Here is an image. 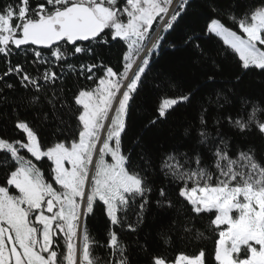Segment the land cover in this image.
<instances>
[{
	"label": "snow or ice",
	"instance_id": "obj_1",
	"mask_svg": "<svg viewBox=\"0 0 264 264\" xmlns=\"http://www.w3.org/2000/svg\"><path fill=\"white\" fill-rule=\"evenodd\" d=\"M172 32L179 39L167 46L191 53L205 83L220 78L224 87L213 89L215 100L212 93L198 98V84L148 77ZM213 37L222 45L213 47ZM121 42L126 48L112 66L101 53ZM18 53L23 62L13 65ZM0 56L6 64L0 109L12 106L0 119H11L22 134L0 136V264H132L130 245L114 228L137 233L154 209L174 212L169 228L179 225L189 239L207 238L200 229L191 235L195 221L207 217L205 231L218 232L217 264H264V97L249 99L239 87L246 76L264 81V0H0ZM9 76L31 94L4 95L17 91L4 83ZM149 80L154 90L173 94L144 127L166 121L181 104L194 107L198 124L184 129L185 136L196 134L191 145L148 153L136 137L122 150ZM230 97L240 100L239 110L225 109ZM20 106L35 110L39 123L21 118ZM136 147L139 163L132 159ZM98 209L109 222L103 241L87 224ZM158 235L171 243L163 229ZM135 245L146 264H205L204 250L171 261L138 239Z\"/></svg>",
	"mask_w": 264,
	"mask_h": 264
},
{
	"label": "trees",
	"instance_id": "obj_2",
	"mask_svg": "<svg viewBox=\"0 0 264 264\" xmlns=\"http://www.w3.org/2000/svg\"><path fill=\"white\" fill-rule=\"evenodd\" d=\"M2 2L15 3L16 0H2ZM35 2L36 0H33V5ZM201 23H203V21H201ZM224 23L226 26L233 28L229 21L224 20ZM158 26L159 21L154 22L151 36L155 33ZM233 30L236 29L233 28ZM179 35V32H172L168 35L167 40L164 42V46L160 50V54L154 57L155 62L152 64V71L148 73V77L151 78L159 73L162 77L167 76L178 81L182 87L185 88L198 84L200 86V97L198 98L207 99L208 94L212 93L211 98L212 100H215L213 89L224 87L220 78L217 79L216 84L205 83L202 78L204 69L193 63L194 57L191 53L179 47L172 50L167 46L168 41L178 40ZM211 44L213 47H219L222 45V41L219 40V38L213 37ZM121 47L126 48V45H123V42L120 44H114L110 50L102 52L101 55L106 62L110 63L112 66H117L119 64V58L122 55ZM23 59V56L19 53L11 57L13 65L18 62H23ZM31 59L32 57L29 56L28 60L31 61ZM225 66L224 75H227L228 69L232 66V61H226ZM5 67V58L0 56V74L5 71ZM29 71H31V69H29ZM4 83H12L17 87V91L5 89L4 95L8 96L10 99L31 94L25 93L24 89L19 88L15 76L7 77ZM150 83L151 81L149 80L136 98L133 115L129 119L128 130L126 134L122 136V150L127 152L128 149L132 147V142L136 137L141 138L144 150L148 153H155L162 149L170 150L174 145H191L195 140L196 134L192 131L189 136H185L184 129L189 127L190 124H198V111L194 107H186L181 104L175 109V111L169 113L166 121H162L159 125L154 127H144L148 119L154 115V109L158 103L161 102L162 98L173 94L166 90H154L150 87ZM70 84L71 81H69V85ZM81 86L94 87L92 82L84 80H81ZM0 87H3V85L0 84ZM239 87L242 90L241 94L249 99H260L261 97H264V81L259 77L246 76ZM230 100H232V103L225 105V109L228 111L239 110L240 100L233 99L232 97H230ZM214 107L215 106L213 105L210 109L212 115L216 114ZM11 108L12 106L9 105L5 109H0V111H7L10 114ZM17 111L21 118L27 117L32 121L33 126L39 123L38 121L33 120V117L36 115L35 110L25 109L23 106H20L17 108ZM225 130H227V128ZM0 136L13 140L22 138V134L19 130H14L11 119H0ZM254 142L258 145V141ZM178 150L185 151L186 148L180 147ZM140 152L141 149L139 147H136L132 151V159L134 163H139L138 155ZM36 163L44 168L39 162ZM44 171L47 176V170L45 168ZM161 180L162 177L157 179V186H159ZM174 215L175 214L172 211L164 212L162 210L154 209L153 212L149 214L147 222L141 226L137 233H131L128 231L120 232L118 228H114V230L118 232L121 240L130 245L129 251L132 264H146L145 254L139 252L135 245L137 239L141 244H147L148 252L150 254L164 255L171 261H174L177 254L183 253L186 255H193L204 250L205 264H217L214 258V252L215 239L218 238V232L205 231L207 217H205L203 221L199 219L195 221L191 233L192 237H195L196 229L204 231L205 236L207 237L206 239L196 240L194 238H187L179 225L174 228H169V222ZM87 224L91 235L96 239L103 241L109 227V222L106 220V217L101 215L99 209L95 216H90L88 218ZM162 229L171 236V243L168 245H164L158 235ZM97 252L98 254L103 255L105 249H98Z\"/></svg>",
	"mask_w": 264,
	"mask_h": 264
},
{
	"label": "rangeland",
	"instance_id": "obj_3",
	"mask_svg": "<svg viewBox=\"0 0 264 264\" xmlns=\"http://www.w3.org/2000/svg\"><path fill=\"white\" fill-rule=\"evenodd\" d=\"M159 26H160V22H159ZM159 26H158V27H159ZM157 29H158V28H157ZM156 33H157V30L155 31V33L151 36L150 40L148 41L149 45L151 44L152 40L155 39ZM105 159L108 160L109 162H111V157H110V156H106ZM49 163H50V162H49ZM38 166H39V165H38ZM40 167H41V166H40ZM41 169H42V171H44V168L41 167ZM45 178L47 179L48 176H45ZM57 187H58V186H57ZM13 192L15 193V190H14V189H13Z\"/></svg>",
	"mask_w": 264,
	"mask_h": 264
}]
</instances>
